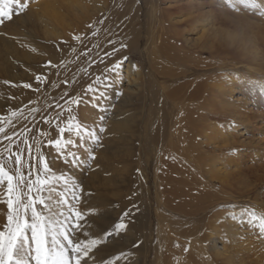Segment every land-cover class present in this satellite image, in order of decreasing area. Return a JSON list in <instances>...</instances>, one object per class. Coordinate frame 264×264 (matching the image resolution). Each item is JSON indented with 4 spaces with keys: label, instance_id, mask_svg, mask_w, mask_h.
<instances>
[{
    "label": "rangeland",
    "instance_id": "rangeland-1",
    "mask_svg": "<svg viewBox=\"0 0 264 264\" xmlns=\"http://www.w3.org/2000/svg\"><path fill=\"white\" fill-rule=\"evenodd\" d=\"M42 1L30 0L26 10L15 14L14 4H10L9 0H0V8L5 12L10 8L13 11L11 18L6 17L0 24V118L7 119L12 112H16L18 119L14 118L12 122L17 131L25 124L31 128L36 123L40 130L54 132L41 119V114L47 118L58 111L57 100L65 90L70 91L71 95L81 94L84 103L76 106V115L88 129L98 133L99 142L94 143L91 138L78 142L83 143L84 147L78 149L81 160L75 167L65 165L59 159L54 161L56 166L50 165L57 176L63 173L68 179L67 185L63 181L54 182L52 186L55 191L50 195L55 201H59L62 196L67 197L75 210L83 214L84 220L80 223L88 233L87 237L81 235L83 239L101 240L97 246V264H101V261L107 264L109 259L111 264H158L160 253L165 251L167 241L170 240L167 238L177 232L190 231L202 219L173 215L161 210L156 203L154 156L156 150H160L161 143L167 142L168 130H175V124L171 122L173 118L169 103L163 97L164 89L170 85L152 68V61L148 60L144 51L145 36L150 26L148 21L151 18L149 1L109 0V10L101 14L87 35H80V40L67 36L64 41L60 40L56 44L46 43L40 34L41 26L35 16L38 11L35 5ZM214 1L205 6V12L213 16L206 33L211 37L212 48L210 52L191 55L194 57H191V62L205 65L201 68L202 73L212 80L213 85L232 88L229 83L234 84L233 90L241 94L233 93L231 98L240 99V103L245 100L248 105L246 108L227 107L229 111L233 107L234 111L243 113L235 119L228 118V110L219 105L221 111L216 109L215 115L210 118L220 126L224 136L234 139V142L230 141V149L218 153V156L223 154L222 157H229L230 160H241L239 163L242 164L243 175L240 179L243 184L235 182V191L231 190L234 192L227 204L220 203L218 207H212L204 219L213 215L215 210L218 212V209L229 212L226 217L235 216V223L242 230L254 231L251 245H259L257 241L262 239L258 229L261 217H264V0ZM161 3L162 8L164 6ZM100 19L103 23L99 22ZM93 32L96 33L94 36ZM199 32L197 36L202 35V31ZM185 37L190 41L197 39L191 35ZM238 40L246 46L245 55L235 45ZM130 60L140 74L142 90L138 94L124 97L121 93L126 84L124 79L117 83L113 81L111 73H104V69L119 61H123L121 66L124 68ZM153 60L164 65V60L157 55ZM97 75L102 76L105 83L97 88L96 94H85L84 89ZM37 76L42 77V80L37 81ZM24 84L30 86L24 88ZM97 102L106 111L94 107ZM34 108L40 112L33 113ZM92 110L96 112L90 117L88 114L93 113ZM101 115L104 117L103 133H99L96 126L101 123ZM6 130L11 131L10 128ZM84 149H89L94 159L89 160ZM203 151L210 154L212 148L206 146ZM50 155L54 157L55 151ZM48 158L46 156V162ZM22 160H28L27 152L23 154ZM22 172L27 176L28 169L25 167ZM73 184L79 196L75 202L71 201ZM215 189L219 191L221 188L216 185ZM126 201L128 203L125 206ZM56 207L61 208V205L57 203ZM6 211V206L0 205V230H3L6 223ZM252 213H255V219ZM116 222H122L126 227L117 231L114 228ZM170 252L165 257L171 258ZM168 258H165L163 264H173ZM174 259L178 260L174 257L173 262Z\"/></svg>",
    "mask_w": 264,
    "mask_h": 264
},
{
    "label": "bare ground",
    "instance_id": "bare-ground-1",
    "mask_svg": "<svg viewBox=\"0 0 264 264\" xmlns=\"http://www.w3.org/2000/svg\"><path fill=\"white\" fill-rule=\"evenodd\" d=\"M148 1L151 18L148 21L150 26L145 36L144 51L148 60L152 61V68L165 83L170 85L162 91L164 99L171 108L170 113L173 118L171 122L175 124V130H168L167 142L161 143L160 150H156L154 156L153 185L157 191L156 203L161 210H166L173 215L193 220L202 219L190 231L177 232L173 237L167 238L170 240L167 241L165 251L160 253L158 264L164 263L165 258H168L165 257L166 253L169 251H171L169 254L171 258L168 259L173 264H264V235L261 234L262 240L257 241L259 245H251V242L254 241H251L254 231L242 230L238 223H235L236 220L226 217L229 212H224L218 208V212L215 210L213 215L210 214L211 216L209 215L208 218L204 219L212 207H218V204L221 205L220 203L227 204L228 199L232 198L231 195L235 191L233 189L235 182L236 184H243L240 179L243 175L241 173L242 164L239 163L241 160L236 158L230 160L229 157H222L223 154L218 156V153L221 154L230 149V141L234 142V139L224 136L220 131V126L210 118L215 115L216 109L217 111L220 110L219 105L224 110L229 106L246 108L248 105L245 100L240 103V99L231 98L233 93L241 94L233 90L234 84L229 83L232 88L213 85L212 80L210 81L202 73L201 68L205 65L199 62H196L197 64L191 62L194 58L191 55H198L202 52L205 53V51L210 52L212 48L213 42L206 33H208L207 26L213 16L211 13L205 12V6L208 3H215V1L205 0L204 3L203 0ZM160 1L164 6L162 8L159 4ZM108 2L109 0H43L41 4L35 2L38 9L35 16L40 23L41 28L39 29H41L40 34L43 40L49 44H56L60 40L64 41L67 36H71L72 39L78 36L80 38V35L84 37L93 29L95 23L101 18V14L109 10ZM90 25L91 27H89ZM199 31H202L201 36H197ZM186 35L195 36L197 39L190 41L185 37ZM235 45L241 50V54H246L247 49L243 41H239ZM156 55L164 60V65L154 62L153 57ZM121 69L124 71L122 72ZM111 75L113 81L117 83L122 78L124 79L126 84L124 89L122 88L123 92H121L124 97L141 92L140 74L133 67L131 60L124 65V68L121 66L118 74L111 73ZM191 78L193 80L190 81ZM233 107L230 111L227 109L228 118L235 119V117L238 118V115L243 114L234 111ZM92 112L88 115L95 114L96 111L92 110ZM225 133L228 134V132ZM206 146L212 148L210 154L208 151H203ZM238 156L240 155L238 154ZM216 185L220 186L219 191L215 189ZM127 203V201L124 202V205ZM130 206L132 207V205ZM258 232H260L259 229ZM239 238H242L240 245H238ZM186 246L187 249H185ZM162 247H164L163 242ZM174 257L178 258L176 261L174 259L175 262L172 260Z\"/></svg>",
    "mask_w": 264,
    "mask_h": 264
},
{
    "label": "snow or ice",
    "instance_id": "snow-or-ice-1",
    "mask_svg": "<svg viewBox=\"0 0 264 264\" xmlns=\"http://www.w3.org/2000/svg\"><path fill=\"white\" fill-rule=\"evenodd\" d=\"M9 3L15 5V14H20L29 7L30 0H9ZM12 15L11 8L8 12L0 8V24ZM99 22L103 23V20ZM121 64L117 62L110 68L106 67L104 73L118 74ZM36 79L41 81L42 77L37 76ZM104 83L102 76H96L84 89V93L94 95ZM29 86L23 85L24 88ZM82 103L84 100L81 94L71 95L70 91L65 90L57 100L56 107L59 110L47 118L41 114V119L54 132L40 130L36 123L31 128L25 124L17 131L12 122L14 118L18 119L16 112H12L7 119L0 118V205L7 208L6 223L3 230H0V264H97V246L101 240L83 239L81 233L84 237L88 236L85 226L80 223L84 220L83 214L75 210L67 197L62 196L59 201H55L50 195L55 191L52 186L54 182L63 181L65 185L68 184L63 173L57 176L50 165L54 167V161L59 159L65 165L75 167L81 160L78 149L84 147L83 143L78 142L85 138H91L94 143L99 142L98 133L88 129L76 115V106ZM94 107L106 111L98 102ZM32 112L39 113L40 110L34 108ZM103 119L101 115V123L96 125L99 133L105 130ZM53 150L54 157L50 155ZM25 152L28 153L27 161L22 160ZM84 152L89 160L94 159L89 149H84ZM46 156L49 157L47 162ZM25 167L28 169L27 176L22 172ZM78 200L76 186L73 184L71 201ZM57 203L61 208L56 207ZM252 218L255 219V213H252ZM232 219L235 221L236 217ZM125 227L122 222L114 223L117 231ZM260 233L264 235V217H261ZM101 264L105 262L101 261ZM107 264H111L110 259Z\"/></svg>",
    "mask_w": 264,
    "mask_h": 264
}]
</instances>
